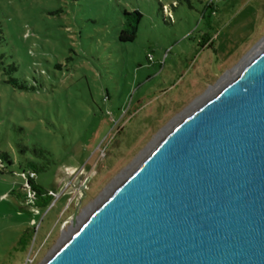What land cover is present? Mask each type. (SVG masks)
<instances>
[{
    "label": "rangeland",
    "instance_id": "rangeland-1",
    "mask_svg": "<svg viewBox=\"0 0 264 264\" xmlns=\"http://www.w3.org/2000/svg\"><path fill=\"white\" fill-rule=\"evenodd\" d=\"M209 3L0 0V153L12 162H0V264L47 261L179 120L264 47V0H213L211 16ZM133 11L142 15L135 38L120 43ZM204 34L214 51L200 47ZM28 161L45 165L35 184L46 193L24 184Z\"/></svg>",
    "mask_w": 264,
    "mask_h": 264
},
{
    "label": "water",
    "instance_id": "water-1",
    "mask_svg": "<svg viewBox=\"0 0 264 264\" xmlns=\"http://www.w3.org/2000/svg\"><path fill=\"white\" fill-rule=\"evenodd\" d=\"M43 264H264V47Z\"/></svg>",
    "mask_w": 264,
    "mask_h": 264
},
{
    "label": "trees",
    "instance_id": "trees-1",
    "mask_svg": "<svg viewBox=\"0 0 264 264\" xmlns=\"http://www.w3.org/2000/svg\"><path fill=\"white\" fill-rule=\"evenodd\" d=\"M210 1H211V3L206 5V8L208 9V14L211 16L213 13H215V11L212 9V7H213L212 1L213 0H210ZM125 15L132 17L134 20H132V22L128 21L124 25V28L119 32L117 39L120 43L132 42L134 40L136 31H137V27H138V25L142 19V15L139 11H133L132 13H129V14L125 13ZM202 40H203V42L200 44L201 48L203 46H205L206 43L210 40V35L204 34ZM210 45H211V43L208 42L209 47H210ZM149 57L147 58V62L152 63L153 58H152V56H149ZM6 83L12 84V86H15L16 88L20 89L21 91L28 90V88L24 84H19V82H17V80H15V79H10ZM0 162H6L7 164L12 163L10 161L8 155L5 153H0ZM26 165L30 168V170L28 171L27 174H25L24 172L21 173V176L24 178V181H25L24 184L30 190L37 193L38 195H40L39 192H45L46 193V191H44L43 189H41L39 186H37L35 184V177L37 176V173L39 171L45 169V165H43L41 163L34 162V161H28V162H26ZM31 175H32V177H31ZM38 190H39V192H38ZM19 244H21L24 247V249L28 245V238L26 236V233L20 237Z\"/></svg>",
    "mask_w": 264,
    "mask_h": 264
},
{
    "label": "crops",
    "instance_id": "crops-1",
    "mask_svg": "<svg viewBox=\"0 0 264 264\" xmlns=\"http://www.w3.org/2000/svg\"><path fill=\"white\" fill-rule=\"evenodd\" d=\"M209 35V34H208ZM214 41H215V38L213 37H210V40L208 42L211 43L210 47L208 46V42L206 43L205 46L202 47L203 50H206V51H214ZM157 60V62L159 63L160 60L159 59H155L153 58V62L152 63H155V61Z\"/></svg>",
    "mask_w": 264,
    "mask_h": 264
},
{
    "label": "bare ground",
    "instance_id": "bare-ground-1",
    "mask_svg": "<svg viewBox=\"0 0 264 264\" xmlns=\"http://www.w3.org/2000/svg\"><path fill=\"white\" fill-rule=\"evenodd\" d=\"M257 50H258V49H257ZM248 60H249V59H248ZM246 62H247V61H245V63H246ZM241 67H242V66H241ZM239 68H240V67H239ZM227 82H228V81H227ZM224 84H226V83H224ZM222 86H223V85H222ZM212 94H213V93H212ZM209 97H210V96H209ZM193 110H194V109H193ZM124 178H125V177H124ZM76 224H78V223H76ZM76 224H75V226H77ZM74 230H75V228H74ZM74 230L71 231L68 235H66V238H69V237L73 234L72 232H74ZM71 233H72V234H71ZM70 234H71V235H70ZM69 235H70V236H69ZM68 236H69V237H68ZM66 238H65V239H66ZM65 239H64V240H65Z\"/></svg>",
    "mask_w": 264,
    "mask_h": 264
},
{
    "label": "built area",
    "instance_id": "built-area-1",
    "mask_svg": "<svg viewBox=\"0 0 264 264\" xmlns=\"http://www.w3.org/2000/svg\"><path fill=\"white\" fill-rule=\"evenodd\" d=\"M31 177H32V175H31ZM50 195L53 197V198H58V194H55V193H53V192H50Z\"/></svg>",
    "mask_w": 264,
    "mask_h": 264
}]
</instances>
